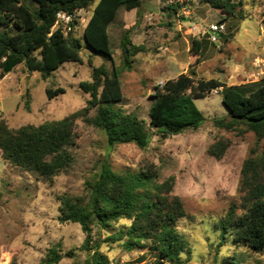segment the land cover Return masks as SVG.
Masks as SVG:
<instances>
[{"label":"rangeland","instance_id":"rangeland-1","mask_svg":"<svg viewBox=\"0 0 264 264\" xmlns=\"http://www.w3.org/2000/svg\"><path fill=\"white\" fill-rule=\"evenodd\" d=\"M97 1L90 10L79 12L78 23L68 34L83 39ZM183 1L188 16L182 10L178 14L167 10L177 0H142L139 11L122 9L110 28L116 67L121 68L120 44L126 31L130 30L135 45L145 47L135 56L132 69L121 74L124 100L117 107L147 123L156 88L182 73L227 86L264 78L262 65L257 66L264 61V0H243L238 14L222 23L228 42L223 38L215 43L210 39L211 26L223 21L222 14L200 0ZM194 40L204 43L201 55L191 49ZM82 57L83 64L66 63L47 80L27 72L24 65L0 79V121L11 129L37 127L83 112L75 119V138L67 147L71 162L51 179L9 163L0 149V264H47L54 247L63 255L60 264H86L92 252L81 248L86 238L81 226L59 220L62 199L86 200V179L105 161L117 173L148 167L161 183L174 178L172 194L183 201L186 211L177 233L191 250L189 257L182 253L184 264H264V251L255 253L238 243L234 227L227 233L220 227L232 205L237 215L243 213V165L264 150V140L258 141L246 127L228 130L216 125L217 120L230 121L222 89L196 101L205 116L198 130L166 138L154 135L145 150L134 144L110 147L103 132L90 123L96 110H85L91 97L80 82L92 81L89 58L94 66L105 65L110 72L113 63L85 48ZM48 87H63L66 93L50 100ZM221 142L226 150L218 159L210 150ZM130 225L131 221L121 220L107 231L94 228L95 239L104 241L100 251L109 264H171L161 262L149 249H128L125 240H108Z\"/></svg>","mask_w":264,"mask_h":264},{"label":"trees","instance_id":"trees-1","mask_svg":"<svg viewBox=\"0 0 264 264\" xmlns=\"http://www.w3.org/2000/svg\"><path fill=\"white\" fill-rule=\"evenodd\" d=\"M95 1L0 0V79L24 65L27 72L39 73L47 80L66 63L83 64L82 51L85 48L94 56H102L113 63L110 72L105 65L94 66L93 59L89 58L92 81L80 82V88L91 97L85 110H96L90 123L103 132L110 147L134 144L145 150L154 135L166 138L198 130L205 122V116L196 101L218 89H222V100L229 109L230 121L217 120L216 125L228 130L244 126L255 134L258 141L264 140V78L251 84L227 86L216 79L196 80L192 75L182 73L156 88L151 96L149 123L117 107L124 100L121 74L132 69L135 56L143 53L145 47L135 45L130 30L126 31L120 44L121 68L116 67L110 28L122 9L139 11L142 0H98L83 39L53 29L59 12L73 14L90 10ZM200 3L222 14L224 18L219 25L235 17L244 5L243 0H200ZM185 6L187 3H173L167 10L178 14ZM77 23L78 20L74 21L72 28ZM262 24L264 26V17ZM223 38L228 42L221 33L220 39ZM203 48V41H193L191 49L195 55H201ZM46 92L53 100L65 94L66 89L48 87ZM26 108H29L28 102ZM82 113L61 121L19 129H11L5 121H0L3 158L21 169L51 179L71 162L67 147L74 141L75 119ZM225 150L226 146L221 142L214 145L210 153L220 159ZM85 185L86 200L62 199L59 220L81 226L86 235L81 248L92 252L86 264H109L100 251L104 241L95 239L94 228L107 231L121 220L131 221V225L120 229L108 240H125L128 249H149L156 252L163 263L184 264L182 253L190 256L191 250L177 233L178 222L186 217V211L183 201L172 194L174 178L161 183L156 171L148 167L117 173L105 161L86 179ZM241 192L243 213L237 215V207L232 205L220 227L223 233L234 227L238 243L255 253L263 252L264 150L245 161ZM62 258L61 251L54 247L49 250L46 263L60 264Z\"/></svg>","mask_w":264,"mask_h":264},{"label":"built area","instance_id":"built-area-1","mask_svg":"<svg viewBox=\"0 0 264 264\" xmlns=\"http://www.w3.org/2000/svg\"><path fill=\"white\" fill-rule=\"evenodd\" d=\"M179 4H185L183 0H177ZM80 11L83 10H79L76 11L73 14L70 13H65V12H59L57 14V20L56 23L54 25V30L57 29H61L65 34H67L68 32L71 31L72 29V23H74V21L78 20V14ZM182 12L188 16V14H190V11L188 10V6H185L182 8ZM225 31V26L224 25H212L211 26V32H210V39L211 41L218 42L220 37L218 36V34H221ZM264 69V61H260L259 63H257V66H261ZM262 74L264 75V71L262 72ZM219 89L216 90V92L218 93Z\"/></svg>","mask_w":264,"mask_h":264},{"label":"water","instance_id":"water-1","mask_svg":"<svg viewBox=\"0 0 264 264\" xmlns=\"http://www.w3.org/2000/svg\"><path fill=\"white\" fill-rule=\"evenodd\" d=\"M218 36L220 37V34H218Z\"/></svg>","mask_w":264,"mask_h":264},{"label":"crops","instance_id":"crops-1","mask_svg":"<svg viewBox=\"0 0 264 264\" xmlns=\"http://www.w3.org/2000/svg\"><path fill=\"white\" fill-rule=\"evenodd\" d=\"M134 11V10H133ZM12 74V73H11ZM10 75V74H9Z\"/></svg>","mask_w":264,"mask_h":264}]
</instances>
